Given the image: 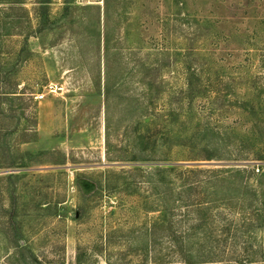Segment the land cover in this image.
<instances>
[{"label":"rangeland","instance_id":"374dc122","mask_svg":"<svg viewBox=\"0 0 264 264\" xmlns=\"http://www.w3.org/2000/svg\"><path fill=\"white\" fill-rule=\"evenodd\" d=\"M146 147L156 161L134 171ZM256 159L264 0H0V264L258 262L264 229L246 210L264 202ZM165 160L199 165L193 180L244 171L229 192L255 191L212 207L208 253L146 233L161 206L149 183L184 180L185 169L155 174Z\"/></svg>","mask_w":264,"mask_h":264},{"label":"trees","instance_id":"16d2710c","mask_svg":"<svg viewBox=\"0 0 264 264\" xmlns=\"http://www.w3.org/2000/svg\"><path fill=\"white\" fill-rule=\"evenodd\" d=\"M187 53L193 52V50L189 47ZM188 55V54H187ZM188 57V56H183ZM189 61H185L187 63ZM187 88H189L190 92L185 96V100L193 101L195 96V91H192L190 86L191 84H186ZM154 137V135L140 136L139 139L142 141H146L147 139L150 140ZM139 153L142 154V157L135 156L130 162L132 164V168L134 171H142L141 165H145L148 162H153L156 160H152L149 158L148 154L151 153L150 147H146L144 149L138 150ZM211 160V159H207ZM263 161L262 159H256L255 161ZM192 161V160H187ZM194 161V160H193ZM197 161V160H196ZM238 161V160H234ZM166 163H157L152 165L156 171L155 174L165 173L167 171L174 172L179 169H185L184 171H180L179 177H184L182 184L179 185L175 184L172 181H168L164 177L159 179H154L149 183V194L150 197L157 198V202L161 201L160 209L158 210L157 217L154 218L152 222H150L146 233L148 237L151 238V241L154 244L155 240V231L162 230L164 235H162V239L167 241L168 245L173 249L172 252H192L195 251L197 253H208V244L210 245L211 249H213V245L210 242V232H209V225L212 221L211 216V209L215 207V205L220 204L222 206L230 207L232 205H239V200L244 199L246 197L247 191L249 193L253 192L255 195L254 190H249L247 187L240 186V188L244 189L242 193L239 194H232L229 190L232 188H236L233 186V183L230 182L233 177L235 176H244V171H214L210 170L209 174L212 176L203 177L202 179L193 180V176H196L200 171L197 169L199 165L185 163V162H169L165 160ZM255 164L249 162L245 165H253ZM247 166V167H249ZM180 179V178H179ZM228 181V187L224 188ZM223 185V188L221 186ZM202 192V193H201ZM206 197L205 200L201 201L199 198L202 194ZM263 192V191H262ZM194 198V199H193ZM148 199L149 198H145ZM234 202V203H233ZM147 204H149L147 202ZM232 204V205H231ZM186 208V214L183 218L180 216L179 211H181V207ZM247 211H251L248 213L249 217L247 222L249 227L252 224H256L255 228L264 229V202L261 203L260 208H256V206H247ZM193 217L192 219H189ZM188 224L185 227V232L181 233L176 229V232H173V229L176 227H180L182 224ZM232 223V222H231ZM248 227V228H249ZM261 254V260L256 261H248L247 264H264V245ZM182 264H217V263H224V264H243L242 261H211L209 259H191L190 257L183 256L181 257ZM153 264H171V262H162L161 260L157 259L152 261Z\"/></svg>","mask_w":264,"mask_h":264},{"label":"built area","instance_id":"2783aa9c","mask_svg":"<svg viewBox=\"0 0 264 264\" xmlns=\"http://www.w3.org/2000/svg\"><path fill=\"white\" fill-rule=\"evenodd\" d=\"M42 98H43V95L36 97V99H39V100H41Z\"/></svg>","mask_w":264,"mask_h":264}]
</instances>
